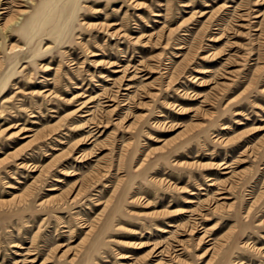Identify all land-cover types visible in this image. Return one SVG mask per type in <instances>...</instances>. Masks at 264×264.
Segmentation results:
<instances>
[{
    "label": "rangeland",
    "instance_id": "rangeland-1",
    "mask_svg": "<svg viewBox=\"0 0 264 264\" xmlns=\"http://www.w3.org/2000/svg\"><path fill=\"white\" fill-rule=\"evenodd\" d=\"M3 129L0 264H264V0H0Z\"/></svg>",
    "mask_w": 264,
    "mask_h": 264
},
{
    "label": "bare ground",
    "instance_id": "bare-ground-1",
    "mask_svg": "<svg viewBox=\"0 0 264 264\" xmlns=\"http://www.w3.org/2000/svg\"><path fill=\"white\" fill-rule=\"evenodd\" d=\"M26 13V11H24L22 14H25ZM124 85V84H123ZM19 92H21V90H19L18 91V93ZM42 92H44V91H42ZM42 92H36V91H31V92H29V93H31V94H42ZM10 101V98H7V99H5L4 100V102H9ZM12 126H10V127H8L7 128V130H9L10 128H11ZM6 131V129H3L1 132H0V136L1 135H3L4 134V132ZM20 131H22V133H20V135L21 134H23L22 136H20L21 138H29V137H33L34 136V134H31V133H29V132H32L33 131V129L32 128H25V129H20L18 132H20ZM25 133V134H24ZM6 134V133H5ZM7 135V134H6ZM1 138L2 137H0V140H1ZM7 140H13L14 138H16V132L15 133H10V134H8L7 135ZM14 156V155H13ZM9 158V157H8ZM10 159V158H9ZM22 159V158H21ZM20 159V160H21ZM15 165H17L19 168H23V169H27V170H31V171H38V165H35V164H28V163H25V162H21V161H17L16 162V160H15V163H14ZM9 166H12V165H9ZM8 166V167H9ZM7 166H5L4 167V169H1L0 170V174L1 173H3V172H9V170L7 169L8 168ZM228 167V165H225L223 168H227ZM5 170V171H4ZM47 170H43V172H42V174H45V172H46ZM38 180H36L34 183H36ZM8 187H13V186H11V185H7ZM13 201H16V196L15 197H13V200H12V202ZM10 202V201H9ZM11 202V203H12ZM8 203L7 202H5V201H0V207L1 206H3V205H7ZM10 204V203H9ZM93 230V226H92V228H91V230H90V232ZM90 234V233H89ZM160 255H166V256H168V254L167 253H164L163 251H162V253L160 254V253H158V254H155V257L156 256H160ZM132 256H131V254H126L125 256H122V258H131ZM32 261V260H31ZM161 264H171L169 261H166V260H164V259H162L161 260V262H160ZM42 264H45V263H42ZM123 264H126V263H123Z\"/></svg>",
    "mask_w": 264,
    "mask_h": 264
}]
</instances>
